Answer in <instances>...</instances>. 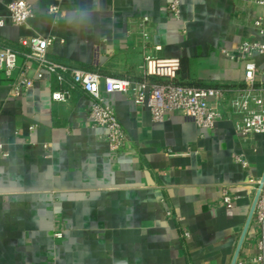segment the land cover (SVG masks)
Returning <instances> with one entry per match:
<instances>
[{"label":"crops","instance_id":"0c3cea01","mask_svg":"<svg viewBox=\"0 0 264 264\" xmlns=\"http://www.w3.org/2000/svg\"><path fill=\"white\" fill-rule=\"evenodd\" d=\"M12 1L0 0V51L16 49L35 85L15 97L19 69L0 72V264H231L253 203L249 181L264 173V134L239 139L230 97L224 119L203 129L180 114L156 122L146 106L102 86L129 139L115 155L92 126V98L76 89L67 103L53 101L57 77L39 71L19 40L54 38L50 61L103 79L140 80L150 55L180 59V82L236 88L244 63L221 51L264 41L253 27L263 11L249 0H181L176 19L171 0H25L34 17L15 26ZM50 5L64 11L58 24ZM255 61L264 80V55ZM224 187L237 197L233 209L222 203ZM254 239L250 231L241 255L256 253Z\"/></svg>","mask_w":264,"mask_h":264},{"label":"built area","instance_id":"2783aa9c","mask_svg":"<svg viewBox=\"0 0 264 264\" xmlns=\"http://www.w3.org/2000/svg\"><path fill=\"white\" fill-rule=\"evenodd\" d=\"M250 4L263 12L254 20L253 27L264 39V0H249ZM181 0H171L168 9L174 18H180ZM10 18L15 26H24L34 17V7L25 0H14L7 5ZM48 13L58 24L64 16L59 5H50ZM149 19L142 20L143 37L149 40L145 26ZM0 18V27L3 26ZM54 38L21 37L19 44L26 49L25 57L35 61L38 70L46 69L54 74L61 89L52 94L55 102L67 103L76 89H81L92 98L89 118L94 128L103 130L101 140L106 141L112 154L124 152L128 145V136L123 129L115 109L105 103L102 97V86L107 93H120L136 105L146 106L156 122H162L175 114L190 119L199 128L213 129L224 119L221 106L229 98L233 112L239 116L235 124L236 134L244 143H250L256 136L264 134V80H258L260 69L255 61L259 55H264V41H244L234 52L222 50V54L233 61H242L245 66V76L241 86L236 88H199L195 86L176 85L181 70V60L178 58L164 59L145 55L141 66L142 77L138 81L125 78H102L97 72L83 69H71L65 65L50 61L48 48L54 43ZM19 69L17 78L12 84V94L15 97L30 92L35 81L28 74V67L18 65V53L11 48L0 51V72L11 77ZM67 75L68 78L66 77ZM2 149V145H0ZM45 151L50 152L52 143H44ZM235 161L243 167L249 163L244 155L235 156ZM263 176V175H262ZM250 186L255 195L262 185L249 231H254L256 253L250 256L240 254L236 264H264V182L262 177L250 179ZM253 198V201H254ZM222 203L227 209L234 208L237 197L230 193L229 188L221 191ZM248 235V234H247ZM55 238H62L61 232L54 233ZM184 238H190L185 232Z\"/></svg>","mask_w":264,"mask_h":264},{"label":"water","instance_id":"95a60500","mask_svg":"<svg viewBox=\"0 0 264 264\" xmlns=\"http://www.w3.org/2000/svg\"><path fill=\"white\" fill-rule=\"evenodd\" d=\"M262 182H264V173H263V176H262ZM261 187H262V185L259 186V189H258V191H257V193L255 195L254 201L252 203V206H251L247 221H246L244 229L242 231V234H241V237H240V240H239V243H238L237 249L235 251V254L233 256L231 264H236L237 260H238V257L241 254V250H242L244 241H245V239L247 237V234H248V231H249L252 219H253V215H254L256 204H257V201H258V198H259V195H260Z\"/></svg>","mask_w":264,"mask_h":264},{"label":"trees","instance_id":"16d2710c","mask_svg":"<svg viewBox=\"0 0 264 264\" xmlns=\"http://www.w3.org/2000/svg\"><path fill=\"white\" fill-rule=\"evenodd\" d=\"M11 49L14 50V51H16L18 53V51L16 49H14V48H11ZM69 68L74 69L73 67H69ZM87 71L95 72L94 70H87ZM175 84L176 85L195 86V87H199V88H221V89L231 88V86H229V85H225V86H221V85H208V84L189 85V84L180 82L178 79L175 81Z\"/></svg>","mask_w":264,"mask_h":264}]
</instances>
